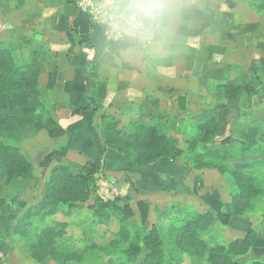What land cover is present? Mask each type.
I'll return each instance as SVG.
<instances>
[{
    "label": "rangeland",
    "instance_id": "rangeland-1",
    "mask_svg": "<svg viewBox=\"0 0 264 264\" xmlns=\"http://www.w3.org/2000/svg\"><path fill=\"white\" fill-rule=\"evenodd\" d=\"M1 5L0 49L8 51L18 63L28 62L36 57L40 63V73L36 79L32 73L27 74L28 77L13 76L5 74L4 71L2 73L3 66L0 65V75L5 78H1L0 82L18 81L19 86L12 87L13 91H27L31 98L38 100L35 113L28 118L30 124L23 126V120L14 118L11 125L0 122V143L17 147L31 163L32 173L30 178H12L7 176L5 168L0 164V197L7 200L0 209V264H54L50 257L41 262L33 260L24 238L4 230L7 215L11 210L19 216L27 211V208L18 206L17 200L28 205L43 201L44 183L51 168L56 164L43 167L40 163L46 154L57 147L42 152L36 150L42 145L47 148L52 146L45 133L38 127L40 123L47 124L46 118H54L50 104L46 101V91L42 87L45 83H42L43 81L51 80L52 73L45 72L44 65L40 62V50L30 58V48L40 45V38L21 26L19 21H10L11 17L15 20L19 18L10 15L12 6L6 11V5ZM221 11L222 37L209 39L210 44L205 47L197 62L194 59H190L188 63L173 61L174 65L186 71L195 65H199L202 70L201 75H197V90H192L188 98H179L182 102L178 104L181 110L189 112L199 108L200 116L188 117V112H184L187 119H183L184 124L178 128V134H171L167 126L166 132L177 140L182 150L181 159L187 169H202L207 172L202 188L217 186V192L220 193L216 198L220 203L217 207L230 214V222L228 225L216 223L205 232L198 233L205 246L196 247L193 254H188L182 251L185 247L183 242L188 238L187 234L184 233L176 245L172 242L176 235L175 230L179 227L177 222L173 223L174 219L182 216L193 217L195 212L204 209L196 211L192 204H184L191 209L178 208L175 212L157 210V229L164 240L165 258L180 259L171 264H209L207 256L209 250L214 247H222L223 252L228 251V257L239 264H264V0H224ZM45 59L46 56L43 60ZM167 63H171V59ZM245 85H252L257 93L248 97L244 92ZM34 88L37 89L36 92L33 91ZM91 107L90 105V109ZM206 119H209L208 122L203 124ZM113 120L122 135L136 131L134 122L122 125V121L114 116L112 119L102 120V126L106 125V121L108 123ZM164 122L168 121L164 119ZM200 123L204 127L200 126ZM132 139L112 136L116 144L128 151H135L134 146H131L132 142L141 145L145 141L144 134L139 139ZM210 150L227 151L236 154V157L224 158L221 154H212L214 158L209 159L207 152ZM238 163L249 165L237 169L235 165ZM208 164L221 165V169L217 170L207 166ZM233 172L241 176L240 181L234 179L231 175ZM102 179L104 175L99 171L95 175V190L80 208L62 210L45 219L48 223L66 222L64 238L72 247L81 248V260H71L69 264H109L116 256L121 255L123 248L127 247V242L134 238V232L140 231L130 219L119 222V209H105L100 215L93 213L98 202L119 205L124 203L119 194L106 200L100 198L104 187L100 185ZM174 224L175 230L171 231L170 228ZM120 231L125 232L126 239L120 236ZM246 233H250L252 245L246 249L234 247L233 241L242 238Z\"/></svg>",
    "mask_w": 264,
    "mask_h": 264
},
{
    "label": "crops",
    "instance_id": "crops-1",
    "mask_svg": "<svg viewBox=\"0 0 264 264\" xmlns=\"http://www.w3.org/2000/svg\"><path fill=\"white\" fill-rule=\"evenodd\" d=\"M223 1L185 0L186 7L175 24L171 41L162 49L131 56L108 42L74 0H0L6 11L12 6L10 15L19 18L11 17L10 21H19L40 38V45L30 48V58L40 50L45 72L52 73L51 80L43 81L42 87L53 119L65 132L53 139L48 135L51 127L40 123L38 128L52 146L42 145L36 150L67 146L64 161L73 167L101 159L104 178L115 179L119 198L129 197L130 221L146 231L159 222L157 210H190L184 204H192L196 211H221L216 200L220 193L216 185L213 189L202 188L207 172L187 169L182 154L147 167L136 166L129 157L106 146L101 116H114L122 125H148L154 119H166L165 125L174 135L184 124L183 119H187L184 112H188V117L200 116L199 108L191 112L181 110L179 98H188L192 90H197V75L202 70L195 65L186 71L173 61L197 62L210 44L208 40L222 37ZM91 101L98 104L96 110L90 109ZM79 107L88 109L82 114L74 112Z\"/></svg>",
    "mask_w": 264,
    "mask_h": 264
},
{
    "label": "trees",
    "instance_id": "trees-1",
    "mask_svg": "<svg viewBox=\"0 0 264 264\" xmlns=\"http://www.w3.org/2000/svg\"><path fill=\"white\" fill-rule=\"evenodd\" d=\"M0 65L3 66L2 73L4 71L5 74L9 73L13 76L32 73L36 79L37 74L40 73V63L36 57L28 62L18 63L4 49H0ZM1 78L3 79L4 77L0 75V80ZM3 86L5 87L2 88ZM14 86L18 87L19 82H0V122L11 125L14 118L15 120H23V126H25L31 123L28 118L35 113L38 100L37 98H31L30 93H27V91H13L12 87ZM34 89L33 91L36 92L37 89ZM244 92L248 97H251L257 93V90L252 85H245ZM180 99L182 100L183 97H180ZM91 103L92 109L96 110L98 104L93 101ZM87 109L88 107H79L74 112L82 114ZM101 119H112V116L105 113L102 114ZM208 120L206 119L203 124H206ZM46 122L51 127L48 132L50 137L54 138L64 134V129L54 119L48 117ZM134 124L136 129L134 133L122 135L114 120L108 123L106 121V125H103L106 146L129 157L138 167L150 166L163 158L175 159L182 154L177 140L166 132V125L163 120L154 119L148 125L139 122H134ZM200 124V126L204 127L202 123ZM214 126H216V123H214ZM142 134L145 137L143 144L136 145L132 144L133 142L131 143L135 151H132V149L129 151L124 150L120 144H116L112 140V136L139 139ZM68 151L69 148L67 146L57 147L46 154L41 161L40 165L43 167H49L52 163L56 164L51 168L49 177L44 183L42 191L43 201L39 204L28 205L24 201L17 200L18 206L22 209L27 208V211L19 216L11 210L7 215V223L4 227L5 232L23 237L29 248L31 258L37 262H41L47 257H50L55 262L54 264H69L71 260H81V248L72 247L64 238L66 222L54 221L48 223L45 222V219L62 210L70 211L80 208L90 193L96 188L95 175L102 169L103 161L101 159L88 160L81 167H73L64 163V158ZM207 154L209 159L214 158L212 154H221V157L223 155L224 158L236 157V154L227 153V151L210 150ZM0 164L5 168L7 176L12 178L25 179L32 176L31 163L17 147L12 145L0 143ZM247 165L249 164L238 163L235 167L239 169ZM207 166L217 170L221 169V165L208 164ZM231 175L236 181H240L241 176L237 172H233ZM123 199V205L111 202H98L93 213L100 215V212L105 209H119L121 212V215L118 216L119 222L128 221L132 217V209L129 205V197L126 196ZM6 203L7 200L4 197H0V209ZM195 213L196 215L193 217H176L173 223L177 222L176 224L179 227L175 230L176 224H174L170 228L171 231L175 230V238H172V242L175 245L177 241L182 239L184 233L187 234L188 238L183 242L185 247L182 251L188 254H193L196 247L205 246V242L198 237V233L205 232L216 223L228 225L230 222V214L225 211L215 212L207 209ZM158 223L148 231L143 227H139L137 230L140 231L136 230L137 232H134V238L127 242V247L123 248L121 255L116 256L109 264H171V262L177 263L180 261V259L171 257L168 260L165 258L164 240L157 229ZM125 235V232L120 231V236L123 239H126ZM233 244L234 247H244V249L250 247L252 245L250 233H246L242 238H237L233 241ZM227 252H223L222 247L210 249L207 256L209 264H239L237 261L230 259ZM252 264L261 263L253 262Z\"/></svg>",
    "mask_w": 264,
    "mask_h": 264
},
{
    "label": "clouds",
    "instance_id": "clouds-1",
    "mask_svg": "<svg viewBox=\"0 0 264 264\" xmlns=\"http://www.w3.org/2000/svg\"><path fill=\"white\" fill-rule=\"evenodd\" d=\"M101 22L119 49L139 56L164 48L185 0H102Z\"/></svg>",
    "mask_w": 264,
    "mask_h": 264
},
{
    "label": "built area",
    "instance_id": "built-area-1",
    "mask_svg": "<svg viewBox=\"0 0 264 264\" xmlns=\"http://www.w3.org/2000/svg\"><path fill=\"white\" fill-rule=\"evenodd\" d=\"M74 2L77 8L84 12L89 17L90 21L102 30L104 38L108 42L114 43L106 34L105 25L101 22L100 10L103 8L102 0H74ZM100 185H104L100 193V198L102 200L109 199L119 194L114 178H104L100 180ZM107 188L111 191H108Z\"/></svg>",
    "mask_w": 264,
    "mask_h": 264
}]
</instances>
